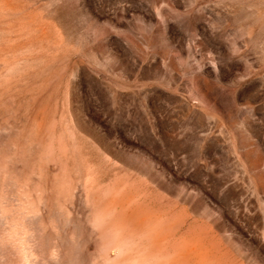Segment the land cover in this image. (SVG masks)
Segmentation results:
<instances>
[{
    "label": "rangeland",
    "instance_id": "1",
    "mask_svg": "<svg viewBox=\"0 0 264 264\" xmlns=\"http://www.w3.org/2000/svg\"><path fill=\"white\" fill-rule=\"evenodd\" d=\"M0 264H264V0H0Z\"/></svg>",
    "mask_w": 264,
    "mask_h": 264
}]
</instances>
